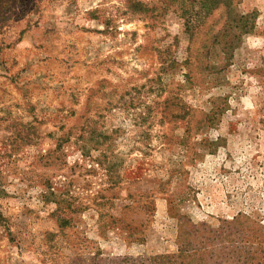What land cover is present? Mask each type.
I'll return each instance as SVG.
<instances>
[{
	"label": "rangeland",
	"instance_id": "374dc122",
	"mask_svg": "<svg viewBox=\"0 0 264 264\" xmlns=\"http://www.w3.org/2000/svg\"><path fill=\"white\" fill-rule=\"evenodd\" d=\"M0 264H264V0H0Z\"/></svg>",
	"mask_w": 264,
	"mask_h": 264
}]
</instances>
